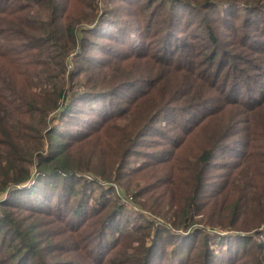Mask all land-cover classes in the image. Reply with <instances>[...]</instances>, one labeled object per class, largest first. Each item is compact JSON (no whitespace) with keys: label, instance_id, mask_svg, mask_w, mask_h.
Masks as SVG:
<instances>
[{"label":"trees","instance_id":"1","mask_svg":"<svg viewBox=\"0 0 264 264\" xmlns=\"http://www.w3.org/2000/svg\"><path fill=\"white\" fill-rule=\"evenodd\" d=\"M110 1L117 0H104ZM118 1L144 29L107 6L98 11L96 0H0V194L9 196L0 200V264H126L131 255L118 258L124 244L141 248L137 264H153L155 255L165 264H189L198 254L208 264L240 236L192 228L202 209L212 204L219 216L233 218L260 207L259 226L264 223V89L260 98H243L233 86L263 77L264 58L249 59V70L228 60L224 69L218 58L226 48L206 52L222 36L207 17L197 18L200 36L190 35L200 41L173 35L177 5L202 15L219 2L224 8L236 3L245 27L240 42L261 54L252 30L263 35L264 20L251 21L249 13L256 9L264 18V0ZM231 10H218L215 19L230 20ZM194 45L202 55L197 65L188 60ZM185 108L204 111L176 130H159ZM213 119L215 134L190 140L194 127ZM151 134L164 145L141 149ZM180 157L193 179L184 206L176 208L180 222L171 221L174 213L168 222L150 219L143 210L153 213L158 205L148 201L135 200L143 209L126 205L143 188L140 165L155 168ZM210 168L223 170L211 179ZM129 209L137 219L126 217ZM19 210L61 223L64 242L50 236L44 245L35 235L39 225L15 216Z\"/></svg>","mask_w":264,"mask_h":264},{"label":"rangeland","instance_id":"2","mask_svg":"<svg viewBox=\"0 0 264 264\" xmlns=\"http://www.w3.org/2000/svg\"><path fill=\"white\" fill-rule=\"evenodd\" d=\"M216 1H226V0H216ZM246 1L250 2L251 0H246ZM96 3H97L96 9H98V11L100 9H103V7L107 6L111 10L116 11L117 14H121L123 19H126L129 22V24L131 23L130 25L131 27H133L134 29H137L135 27L137 24L134 22V17H135L134 14H130L128 11L124 10V6H126L125 4H127L126 2L117 0V1H113V2L110 1L106 3L104 2V0H96ZM224 4L225 2L224 3L219 2L217 7L207 12L206 11L202 12V15L198 14L199 12H196L193 9H190L186 6L184 7V5H177L174 9H176L179 13L177 15V24L179 27L178 28L176 27L174 29L173 35H176L177 33V36L183 35L182 37L185 36L187 37L188 40L194 41L195 39L190 37V35L200 36V34L202 33L201 31L202 27L196 24L197 18L201 16L200 20L202 19L204 20L207 18L213 19L214 24L217 25L215 28V31H217V33L221 32L222 36L219 41L220 44L213 46V47L209 46L212 48L211 50L210 48L206 46V52L213 51L214 49L219 54L220 50L226 48L223 52L219 54V58H218V60H225L226 65L224 66V69L228 65V60H236L238 61L239 64L242 65L244 69L249 70V67L253 63L249 59L264 58V51L261 52L262 55L259 53L256 54L242 46L241 44L242 42H240V39H241V35L244 33V30H245V27H243V25L241 24L242 7L234 3V5H228L227 7L224 8ZM220 9L222 12H225V13L233 9L235 10V13H234L235 15L230 20L227 19L223 22L220 21L219 19L216 20L215 17H217V12ZM206 13L209 15H207ZM238 14L239 16L237 17ZM262 16L263 15L259 12V10H256V9H252L249 13L250 20L251 21L258 20L260 24L262 23L261 20H264ZM137 26L142 29L145 28L143 26H139V25ZM180 29L185 30V32L182 34V32H180L181 31ZM252 31L253 33L256 34L255 42L257 44H261V46L264 47V34L262 35L261 30L259 31L252 30ZM133 35L136 37L135 39L137 38L143 39V36H140V33L135 34L133 32ZM177 39L178 38H176L175 41ZM143 40L145 42H148L149 38H145ZM200 40H195V41H200ZM171 42H172V39H171ZM182 45L183 44H181V46ZM156 46L157 44L153 45L152 48H155ZM192 46H189L187 49L191 48ZM229 47L231 48L229 49ZM195 48H197L196 45H194L193 49ZM117 50L118 49H115V52ZM181 51L182 49H179L178 52H175V54H179L181 53ZM190 52L191 51H189V53ZM231 54L234 55V57L232 59H228L227 57L232 56ZM201 56L198 55L195 49L189 54L188 60L193 61L192 63L197 65V62H199L198 60H201ZM71 57L72 56H70L69 59H71ZM244 61H249L247 66L242 64L244 63ZM197 69H201V68L198 66ZM126 71H128V69H126ZM81 74L84 75L85 72L83 71L81 72ZM233 86L235 89L240 88V90L237 89L235 96L239 95L240 97L244 98V97H247L248 94H251L255 96V98H260L261 97L260 93L264 89V76L256 77L254 79L249 78L248 80L238 79L236 80ZM200 91L201 89L199 90V92H197L196 95H201L203 90L201 92ZM124 103L125 102H123V104ZM209 105L210 106H208L207 108L218 106L217 104H209ZM203 111L204 110H201L198 113H191L187 110V108L181 109L180 111L175 112L174 117H172L171 119H168L167 122L163 123V125L159 128V130L167 131L169 130L171 126H173L174 130H176V127H178V122H182L183 125H185V122L189 124V122H191V119H190L191 117H193L194 115H201ZM228 115L229 114H226V117ZM213 117H220V116L215 115ZM205 123L206 124H204L203 127L201 125H198L192 129V132L188 134L189 136H191L190 140H193V139L199 140L203 138V136L205 135L210 136L217 132L216 129L219 128L217 124V119H213ZM161 124L162 123H160L159 125ZM77 127L78 126H75L74 128H77ZM225 130H226L225 126L222 128L220 127L219 133L221 132L223 133ZM148 138L149 139L146 141V143L142 144L141 149L151 151L159 147L161 148V146L164 145L162 136L160 137L156 134H151L150 136H148ZM181 145H182V148L185 147L183 142L181 143ZM182 152L184 153V151ZM181 164H182V160L180 157L175 163L172 160H169V162L165 164H159V165L155 164L156 170L154 168V165H152V167L148 166V168H146L147 165H140L142 166L141 168L142 171L140 172L141 175L139 176L143 178V183H142L143 188L140 190V195H137L133 199L134 201L129 200L128 202H126V205H128L129 208L132 210L134 208L133 207L134 205H136L135 208L139 207L140 209H143L138 205V203L135 200L148 201L149 203H151L152 206H154V204L158 205V208L157 209L155 208L154 209L155 212L153 213L150 212L147 207L145 208V210H143V212L150 219L159 220L163 218L166 220V222H168V218L173 213H174V217L176 218L171 217L172 218L171 221L173 222L176 219H178V217L176 216V212L177 211L180 212V210H176V208L184 206V201L189 195V193L191 192L192 187H193V182H192L193 179L189 177L188 173L186 174L185 172H183ZM148 165H151V164H148ZM222 170L223 169L215 170L213 168H210L208 170V174L210 175L211 179H216L217 175H219L217 173H220ZM150 172H152L151 176L146 177L145 174H148ZM155 178H157L156 181H155ZM259 191H260L259 198L263 200L264 199V183L260 184ZM159 192L162 193L165 197H161L159 195ZM7 197L9 196H5L4 193L0 194V200H5ZM143 203L148 204L146 202H143ZM248 209L245 212H243L240 215V217H237L235 215L233 218H231L225 215L219 216V213L214 211L215 210L214 206L211 204L210 206H207L204 209H202L201 214H198L197 216H193L194 220H193L192 228H201L204 226V228L206 227L207 230H211L210 233L216 234L219 231L225 230L228 233H233V234L240 236L238 238L235 237L231 239L232 241H230L229 243L230 244L229 253H225L224 256L217 257L216 259H214L215 260L214 262H210L208 264H264V223L259 226L261 221H260V215L257 214L258 210H260L261 208L259 207L257 211L251 214L248 213ZM125 212H126V217L137 219L135 215H132L133 212L131 210L130 212L129 211H125ZM211 213H215L216 215L211 214ZM14 215L23 216L25 218V221H27L28 225H31L32 223L39 225V227L36 229L35 235H36V238L40 239V241H44L43 242L44 245L49 240L50 236H52V238H54L58 242L59 245H61V243L64 242L65 238H64V235L61 233L63 229L60 228L61 223L51 220V219L44 218L43 215H37V214H34L33 212L30 213L26 210H19ZM176 221L180 222L179 220H176ZM243 243H245L244 247L246 248L243 247L242 245ZM237 244H238V248L236 247ZM231 247L233 249H231ZM120 249L123 250V253L119 254L118 258L122 255L126 257L131 255L130 259L128 260L126 264H137V260H139L142 255L141 248L138 249V247H136L135 250H131L124 244L122 245ZM199 251L202 252L203 248L199 247ZM62 254L63 252L61 251L60 259L64 258ZM202 259H203L202 255H199V254L195 255V257L189 261V264H205L206 261L204 260L202 261ZM173 261L178 262L176 261V259ZM153 264H165V263L161 260L160 256L155 255ZM176 264H179V263H176Z\"/></svg>","mask_w":264,"mask_h":264}]
</instances>
